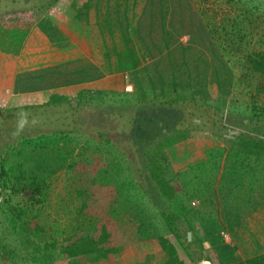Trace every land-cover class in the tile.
<instances>
[{
  "label": "trees",
  "instance_id": "16d2710c",
  "mask_svg": "<svg viewBox=\"0 0 264 264\" xmlns=\"http://www.w3.org/2000/svg\"><path fill=\"white\" fill-rule=\"evenodd\" d=\"M53 1L3 0L2 3L0 0V19L6 14L17 13L15 20L12 17L8 23L0 21V53L14 55L20 48L30 24L26 12L22 15L26 9L29 11L45 9ZM194 1L199 24L208 37L217 43L221 51L232 48L233 51L240 49L246 37L243 21L250 23L254 17L264 13V0ZM35 15L33 14L32 19L38 16V14ZM29 35L34 34L31 32ZM163 47L169 55L168 42H164ZM202 56L201 51L196 56L197 61L202 60L204 65H208ZM241 59L251 73L253 95L264 98V40L251 42ZM180 63L185 70L182 78L176 77L175 73L178 70L175 71L174 65L171 64L169 80L163 83L162 76H160L158 86L151 84L147 93L146 90L136 89L127 83L121 91L102 90L99 92L83 89L70 98L48 90L20 99L16 104L6 108L16 112L10 116L1 114L0 123L2 119L14 121L9 126L3 127L7 134H11V137L5 139L2 161L5 162L10 158L11 151L16 152L15 155H21L24 145L30 144L31 148H37V150L50 149L60 167L69 166L65 167L63 172L61 187L67 188L68 193L70 191L71 198L75 197V204L70 206L75 207L76 217L82 220L86 218L88 223L86 226H74L66 232L65 228L59 226L53 228L46 222L43 214L46 208H42L41 202L46 195L47 183L45 181H48L47 177H49L47 176L44 181L40 180L33 187H27L29 197L34 201L32 204L39 205L37 213L28 215L24 208H17V211L12 210L16 213L17 221V223L14 221L12 223H15V227L25 234L26 245L35 243L34 247L44 250L46 254L51 250H56L61 257L66 259L82 256L98 261L100 264H116L114 255L119 247L136 242L143 237L135 212L121 196L125 189L131 187V190L138 188L142 193L153 191V188L165 195L170 208L168 210L161 208L158 202L157 208L165 221L167 233L172 234L182 247L193 248V238L190 237L187 240L185 236L187 230H192L190 223L185 226L183 241L177 240L178 233L174 230L176 220L182 218L183 221L187 211L180 200L175 197L173 183L175 179L177 180V174L179 175L180 171L172 168L168 149L175 151L176 142L190 136L193 128H196L213 136H222L227 139L225 154L237 158L242 155L264 156V135H262L264 127L261 125L262 131L259 130L260 123H258L260 117L264 119V104L251 106L252 110L247 117L250 122L248 131L253 130L252 134L242 133L241 130L226 137L217 127L216 120H212L210 126L205 124L206 119L212 116L207 111L206 103H208L211 92L220 93L222 87L229 82L227 75L230 74V69L222 60H219L220 68L215 64L211 65L212 75L208 81L203 79L199 81V78L194 81L184 52L180 53ZM202 71L205 73V69ZM196 75L199 76L198 73ZM93 92L100 94L120 92V95L126 96L125 98L130 101V105L122 107L116 106L117 104L104 103L96 99V96H91ZM184 101L191 102L194 109L196 106L205 107L210 117L202 116V112L194 113L193 111L188 112L187 116L182 115V109L177 104ZM56 110H60V113L65 115L61 121L60 118L55 117ZM12 116L15 118L13 119ZM252 116L257 118H252ZM49 120L60 121L59 128L61 129L53 130L45 124L44 126L40 124L42 121ZM68 121L78 129L88 128V126L97 128L98 126L100 129L97 128L95 133L87 132L97 141L100 140L103 143L115 141L120 145L123 144L119 147L126 150L124 159L129 165L131 162L136 163L134 159L136 155L143 157L142 164L134 166L136 171L134 173L139 177V184L129 186V182L117 180L115 170L121 165L103 161L97 152H93L90 159L86 161L74 158L72 153L75 144L71 129L67 127ZM3 135L6 136V133L4 132ZM70 156L72 159H69ZM3 167L1 166L0 170V193H4L11 177V174H7ZM167 169L170 171L169 174H166ZM178 181L180 182L179 177ZM10 186L12 190H16L15 187L13 188L15 184L11 183ZM22 188L24 187L19 190ZM66 195L63 197L58 193L56 196L54 219L59 218L63 211L67 212L65 204L67 202L69 206L70 201L67 200ZM71 202L70 204L74 203V201ZM36 204L35 206L38 207ZM157 240L166 254V264H191L186 261L187 259L191 262L190 255L185 253L187 257L185 258L183 254L177 252L165 234L157 235ZM228 264H264V252Z\"/></svg>",
  "mask_w": 264,
  "mask_h": 264
},
{
  "label": "rangeland",
  "instance_id": "374dc122",
  "mask_svg": "<svg viewBox=\"0 0 264 264\" xmlns=\"http://www.w3.org/2000/svg\"><path fill=\"white\" fill-rule=\"evenodd\" d=\"M1 2L3 3V0H1ZM44 2L46 3V1ZM129 2L130 0H125V3H120L119 7L128 6ZM194 3L195 1L193 2V0H147L145 2L144 9L139 17L137 36L141 45L145 48L143 52L148 60L147 65L145 66V76L147 81L144 86H141L139 82L135 81L134 77L133 80H127V84L131 86L133 85L136 89H144L147 93L149 92V86L151 84H154L156 87L158 86L160 76H162L161 79L163 83L169 80L171 64L174 65L175 71L178 70L175 73L176 77L182 78L185 74L184 66L180 63V53L182 52L185 53L186 61L190 66V74H192L194 81L197 78H199V81H202V79L208 81L212 75L211 65L215 64L220 68L218 62L219 60H222L225 66L230 69V74L227 75L229 76V82L222 87L220 93L213 90V92L210 93L207 101L208 103L206 104L208 106L207 111L212 116L210 117V115H208V112L205 111V107L196 106V109H194L191 102L188 101L178 102L177 106L182 109V115L184 116H187L190 111H193L194 113L202 112V116H209L210 118L206 119L205 123L207 126L211 125L210 122L212 120H216L217 127H219L226 137L237 133V131L240 132L241 130L243 131L242 133L245 132V134H252L253 130L250 132L248 131L250 122L248 121L247 116L250 115L249 112L252 110L251 106L264 104V98L253 95L251 73L244 65L241 56H243L244 51L249 48L251 42H259L261 39L264 40V13L254 17L250 23L246 20L243 21L245 24L244 32L246 37L244 38L245 42L240 49L233 51L232 48L231 50L224 49L221 51L217 43L208 37L203 27L199 24V17L195 10ZM106 7L108 8V4ZM30 11L29 9H26V11L22 13L23 15L26 12L27 17L29 18H27L28 23H33V21L37 20L42 13L45 15L44 9ZM124 13L125 10L119 11L117 16L122 18V16L125 15ZM128 13L129 12L126 14ZM33 14H38V16L35 15L36 18L32 19ZM16 16L17 13L14 14V12H12L3 16L0 21L3 20L8 23L12 17H14L15 20ZM47 16L50 18L49 14H47ZM118 30L119 28H114V32L111 34L109 33V35L107 34V40L109 41L111 39V42L115 40L117 48L122 46L121 42L122 44H124L125 41L130 43L132 40L133 46V36L130 37L127 34L119 35L117 33ZM122 30L123 32L125 31L124 29ZM35 41L37 42L36 38ZM164 42H168L169 55L163 47ZM27 44L28 46L26 49L29 48L30 44L36 43ZM30 47H33V45ZM201 51L203 52L202 58L208 65H204L202 60L197 61L196 56L198 53H201ZM26 54L34 56V52ZM139 58L141 59L142 57L139 55L138 60ZM195 63H197V66ZM203 69H205V73L202 71ZM180 71H182L181 74ZM197 73L199 76L196 75ZM6 91L7 90H4V93H6ZM90 95L96 96V99H99L104 103H111L112 105L117 104L116 106L123 107L130 103V101L125 98L126 96L120 95V92L115 94H108L105 92L100 94L99 92H93V94ZM18 96L19 95H11L10 99H4L0 92V102L2 103V105H0V119L1 114L10 116L16 112L15 110L6 108L20 101V97ZM125 99L126 101H124ZM203 111L205 113H203ZM55 114V117L60 118V121L65 118V115L60 113V110H56ZM14 116H12L13 119L15 118ZM252 118L257 117L252 116ZM54 120L42 121L40 124L43 126L45 124L53 130L61 129L59 128L61 125L59 123L60 121L56 122ZM259 120V130L262 131V126L264 127V119L260 117ZM11 122L13 123L14 121L2 119L0 123V170L1 166H4L3 168L5 172L11 174L10 181H8L10 183L7 184L8 187H5L4 193H0V264H100L98 261L87 259L82 256L66 259L61 257L56 250H51L46 254L44 250L36 249V247H34L35 243L26 245L27 238L25 234L15 227V223H12L13 221L17 223L15 217L16 213H13V211H17V208H24L28 215L38 212L39 205L35 203L38 206L36 207L35 204H32L34 201L29 197L27 187H33L36 182L40 180L44 181V178L49 176L47 177L48 181H45L47 183L45 188V199L41 202L42 208H46L45 212H43L46 222L53 228L58 226L65 228L66 232L71 230L74 226H86L88 224L86 218L82 220L79 217H76L74 213L75 207L70 206L75 204L76 199L74 196H72V198L70 197L69 194L71 193L70 191L69 193L66 191L67 188L61 187V180L64 175L63 172L65 171V167L69 166L60 167L50 149L42 148L37 150V148H31V145L28 144L22 147L23 150L21 151V155H15L16 152L12 153L13 151H11L10 158L6 159L7 161L5 162L2 161V150L4 148L5 139L11 137V134H7L3 127L9 126ZM68 123L67 127H70V132L74 138L75 146L72 153L74 158L86 161L90 159L93 152H97L103 161L112 162L114 165H121L119 169L115 170L117 180H121V182L127 181L130 183H128L129 186L132 184H135V186L137 183L139 184V177L134 173L136 172L134 166L141 165L143 157L136 155L134 158L136 163L134 164L131 162L129 165L128 161L124 159V152H126V150L124 148L121 149L119 147L120 144L115 141L103 143L100 140L97 141L91 135H88V131L95 133L96 130L100 129L98 126V129L94 126L78 129L74 127L72 122L68 121ZM211 127L213 128V126ZM4 132L6 133V136L3 135ZM259 133L262 134L261 132ZM262 135H264V133ZM202 136L208 138L212 135L193 128L188 137L189 139H201ZM215 137L217 140L225 142L227 145V139L222 136ZM122 145L120 146L122 147ZM190 147L191 144L189 148ZM189 148H186V150ZM180 149L181 151L183 150V145ZM203 149L205 152L207 147ZM224 149L225 148L221 146L219 150L214 151L212 154L222 155L225 152ZM193 154L195 153L188 154L187 156L182 154V166L186 160L191 159ZM69 159H72L71 156ZM204 167L206 166L203 162L186 161L185 169L183 168L182 171H180V174H177V180L173 179L175 197L180 200L185 211H187L186 215H184L185 219L183 221L182 218H178L175 222L176 227L174 230L178 233L177 240L183 241L185 223L192 222V220L195 219L196 221H199L201 225H205V221H210L213 224L215 222L214 217L216 216L215 207L218 209L219 206H224V204L218 202L219 199L217 198L215 200L216 203L213 204L212 201L214 197L212 192L214 188L211 186L212 180H206V174L203 175ZM171 170L173 169L171 168ZM215 171L216 168L214 169V172ZM169 172L170 171L167 169L166 174H169ZM171 175L173 176V174ZM178 177L180 182L178 181ZM217 177L218 183L220 181L218 174ZM11 183L15 184L13 188L15 187L16 190H12V187L10 186ZM21 187L24 188L19 190ZM240 189L243 190L244 188L240 187V185L234 188L233 186H228L225 188L224 192L221 188H218V191L224 193L221 198L226 201V193L228 194V192L234 190L239 192ZM152 190L153 191H150L154 192L152 194L150 192L142 193L138 188L136 190H131L130 187L129 189H125V192L121 194L124 201L135 212L138 219V226L141 228V233L145 239L119 247L117 253L114 255L116 264H166V254L161 249L157 240V235L164 234L173 243L177 252L183 254L185 258H187L185 253L190 255L192 258L191 262L187 259L186 261L191 264H208L207 261H205L204 256L207 251H209V244L199 241L195 242L193 240L194 244H192V249L189 246L182 247L181 244L177 243L176 238H173L172 234L167 233V226L157 208V202L161 208L167 210L170 208L169 202L166 199V196L158 192L157 189L152 188ZM58 193L62 194L63 197L68 193L66 195L67 200L70 202L74 201V203L70 204L69 202L68 206L66 202L65 207L67 208V212L63 211L60 213L59 218L54 219V202ZM209 197L212 198V200L208 202L209 204H205L204 201L208 200ZM153 199H155L154 201L156 203ZM176 202H178V200H176ZM225 203H227V201ZM212 205L213 208H210ZM220 211L222 212L223 209H220ZM223 233H225L223 230L218 231V234L222 236V238L224 237ZM185 236L187 240L191 237L189 234V238H187L186 233ZM236 245L237 247L231 243L227 244L229 248L234 246L233 248L235 249H241L240 244ZM213 250L216 257H218L216 247H214ZM162 255L164 257H162Z\"/></svg>",
  "mask_w": 264,
  "mask_h": 264
},
{
  "label": "crops",
  "instance_id": "0c3cea01",
  "mask_svg": "<svg viewBox=\"0 0 264 264\" xmlns=\"http://www.w3.org/2000/svg\"><path fill=\"white\" fill-rule=\"evenodd\" d=\"M146 1L130 0L128 6L119 7L125 0H54L44 9L45 15L42 13L29 24L16 54L0 53L2 97L10 99L11 95H19L24 99L48 90L65 98L73 97L83 89L121 91L127 80L134 77L144 86L148 60L137 34ZM122 10L125 15L120 18L117 13ZM114 28H119V35L133 36V46L132 40L130 43L121 42L122 46L118 48L115 40L108 41L106 36L114 32ZM31 32L34 35H29ZM27 43L36 44H30L33 47L26 49ZM30 52H34V56L26 54ZM139 55L142 58L138 60ZM212 136L181 139L176 142L175 151L169 148L168 152L175 170L185 169L186 161L205 163L203 175L206 174V180H212L214 188L212 202L216 203L217 198L224 206L215 207L213 224L205 221V225H201L193 219L189 222L192 225L189 232L195 242L209 244V251L204 256L208 264H228L264 252V156L242 155L237 158L225 153L212 154L221 146L225 151L227 149L225 142ZM192 153L195 154L182 166V154ZM217 174L220 177L218 183ZM239 185L244 189L226 193L225 203L221 198L225 188ZM218 188L223 192L220 193ZM209 198L205 204L212 200ZM221 230L226 234L223 238L218 234ZM229 243L236 247L240 244L241 249L229 248ZM214 247L218 257L213 252Z\"/></svg>",
  "mask_w": 264,
  "mask_h": 264
},
{
  "label": "water",
  "instance_id": "95a60500",
  "mask_svg": "<svg viewBox=\"0 0 264 264\" xmlns=\"http://www.w3.org/2000/svg\"><path fill=\"white\" fill-rule=\"evenodd\" d=\"M186 234H187V238H189L190 232L188 230L186 231Z\"/></svg>",
  "mask_w": 264,
  "mask_h": 264
},
{
  "label": "built area",
  "instance_id": "2783aa9c",
  "mask_svg": "<svg viewBox=\"0 0 264 264\" xmlns=\"http://www.w3.org/2000/svg\"><path fill=\"white\" fill-rule=\"evenodd\" d=\"M226 234L225 233H223V236H225Z\"/></svg>",
  "mask_w": 264,
  "mask_h": 264
}]
</instances>
